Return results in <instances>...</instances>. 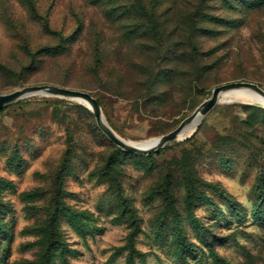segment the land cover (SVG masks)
<instances>
[{"label": "rangeland", "instance_id": "374dc122", "mask_svg": "<svg viewBox=\"0 0 264 264\" xmlns=\"http://www.w3.org/2000/svg\"><path fill=\"white\" fill-rule=\"evenodd\" d=\"M264 88V0H0V93L90 91L120 136L166 133L215 86ZM252 105V106H249ZM129 152L81 101L0 111V264H264V105Z\"/></svg>", "mask_w": 264, "mask_h": 264}, {"label": "water", "instance_id": "95a60500", "mask_svg": "<svg viewBox=\"0 0 264 264\" xmlns=\"http://www.w3.org/2000/svg\"><path fill=\"white\" fill-rule=\"evenodd\" d=\"M249 88L264 98V88L255 82L250 81H230L213 88L211 96L202 102L189 116L185 117L180 124L174 129L150 138L148 144H134L125 140L120 136L109 124L106 119L102 105L98 98L95 97L90 91L73 89L57 84H41V85H28L22 88L16 89L8 93H0V108H4L13 102L36 93L47 94L52 96H60L69 99H75L86 103L92 110L97 124L100 129L111 139L116 145L120 146L126 151L135 152L139 154H150L159 148L164 147L168 143L180 139L190 126L193 127V135L203 118L219 103V102H233L234 100L224 101L222 95L231 89L236 88ZM255 103V102H248ZM258 104V103H256ZM264 105V104H261Z\"/></svg>", "mask_w": 264, "mask_h": 264}, {"label": "bare ground", "instance_id": "6f19581e", "mask_svg": "<svg viewBox=\"0 0 264 264\" xmlns=\"http://www.w3.org/2000/svg\"><path fill=\"white\" fill-rule=\"evenodd\" d=\"M230 99L234 101L255 102L258 104H264V98L262 96H260L258 93H256L255 91L249 88H243V87L228 90L222 95V100L228 101ZM192 129L193 127L190 126V128L185 133H183L182 136H185L184 134H188V135L192 134V131H193ZM124 139L134 144H144L145 145L150 142L149 141L150 138L141 139V140L128 139V138H124Z\"/></svg>", "mask_w": 264, "mask_h": 264}, {"label": "trees", "instance_id": "16d2710c", "mask_svg": "<svg viewBox=\"0 0 264 264\" xmlns=\"http://www.w3.org/2000/svg\"><path fill=\"white\" fill-rule=\"evenodd\" d=\"M99 100V99H98ZM100 102V100H99ZM101 103V102H100ZM9 106V105H8ZM8 106L4 107V108H0V111H3L5 108H7ZM249 106H252V105H249ZM166 146V145H165ZM153 153H150L149 156H152ZM130 244L132 245L131 246V250H130V256H129V259H128V264H134V255L136 253V249L135 247L133 246V240L131 239V236H130Z\"/></svg>", "mask_w": 264, "mask_h": 264}]
</instances>
